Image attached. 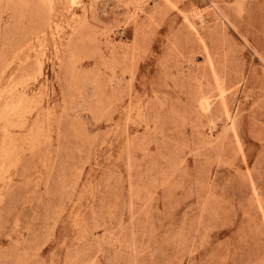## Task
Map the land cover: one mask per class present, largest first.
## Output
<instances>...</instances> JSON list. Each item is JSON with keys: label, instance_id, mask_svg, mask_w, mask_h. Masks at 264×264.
Listing matches in <instances>:
<instances>
[{"label": "rangeland", "instance_id": "rangeland-1", "mask_svg": "<svg viewBox=\"0 0 264 264\" xmlns=\"http://www.w3.org/2000/svg\"><path fill=\"white\" fill-rule=\"evenodd\" d=\"M0 264H264V0H0Z\"/></svg>", "mask_w": 264, "mask_h": 264}]
</instances>
